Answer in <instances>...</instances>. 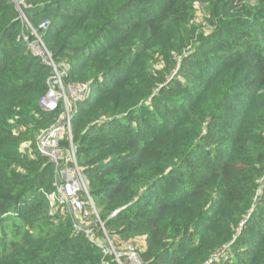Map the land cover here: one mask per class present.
I'll return each instance as SVG.
<instances>
[{
  "label": "trees",
  "instance_id": "trees-1",
  "mask_svg": "<svg viewBox=\"0 0 264 264\" xmlns=\"http://www.w3.org/2000/svg\"><path fill=\"white\" fill-rule=\"evenodd\" d=\"M24 3L0 0V264L102 260L66 206L49 214L60 177L36 137L62 110L38 104L53 72L28 23L89 84L72 143L107 233L142 238L145 264H264V0Z\"/></svg>",
  "mask_w": 264,
  "mask_h": 264
},
{
  "label": "built area",
  "instance_id": "built-area-1",
  "mask_svg": "<svg viewBox=\"0 0 264 264\" xmlns=\"http://www.w3.org/2000/svg\"><path fill=\"white\" fill-rule=\"evenodd\" d=\"M11 1L17 5L18 10L21 9V5H25L24 0ZM20 14L24 17L22 12ZM48 25L49 21L43 20L38 24V28L45 31ZM28 26L30 34L34 36L29 43L30 49L41 57L53 72L48 78L47 90L39 98L38 104L43 110L55 111L60 107L61 101L64 102L62 116L42 129L36 137L37 151L55 164L60 177L56 192L51 196L53 206L49 214L53 215L58 206H66L75 214L78 218L73 224L74 229L84 232L90 241L100 247L101 264H145L140 256L141 247L136 242L107 233L90 196L87 181L77 163L72 143L71 117L76 110L77 101L89 92V84L68 83L64 87L61 80L67 72L63 66L65 62H55L43 44L41 33L29 23ZM24 38L28 39L27 36ZM63 136L67 137L68 147H64L60 142Z\"/></svg>",
  "mask_w": 264,
  "mask_h": 264
},
{
  "label": "rangeland",
  "instance_id": "rangeland-1",
  "mask_svg": "<svg viewBox=\"0 0 264 264\" xmlns=\"http://www.w3.org/2000/svg\"><path fill=\"white\" fill-rule=\"evenodd\" d=\"M202 1H204V0H202ZM244 2H246V3H248V4H252L253 2H254V0H243ZM208 16V13L205 11V7H204V5L203 4H201V3H196L195 4V7H194V10H193V15H192V21H195V26H194V23L193 22H191L190 21V26H193L194 28L196 27V28H198L199 26H202L203 24H204V19H205V17H207ZM193 27H191V28H193ZM27 29V28H26ZM28 30L29 31H31L30 30V28H29V26H28ZM36 38V37H35ZM42 39V38H41ZM43 41V40H42ZM28 43L29 42H31L30 40L29 41H27ZM43 44H44V42H43ZM45 45V44H44ZM63 61H65V60H63ZM66 75H67V72H66ZM64 77V76H63ZM63 77H62V84H63V86L65 87L68 83H70V84H73V83H79V82H81V81H78V82H76V81H73V80H71V81H64L63 80ZM60 109L63 111L64 110V102H63V100L61 101V104H60ZM142 246V248L145 246V244H143V245H141ZM141 248V249H142Z\"/></svg>",
  "mask_w": 264,
  "mask_h": 264
},
{
  "label": "crops",
  "instance_id": "crops-1",
  "mask_svg": "<svg viewBox=\"0 0 264 264\" xmlns=\"http://www.w3.org/2000/svg\"><path fill=\"white\" fill-rule=\"evenodd\" d=\"M141 248H142V246L141 245H143L144 244V240L142 239V238H139V240H137V242H136Z\"/></svg>",
  "mask_w": 264,
  "mask_h": 264
},
{
  "label": "water",
  "instance_id": "water-1",
  "mask_svg": "<svg viewBox=\"0 0 264 264\" xmlns=\"http://www.w3.org/2000/svg\"><path fill=\"white\" fill-rule=\"evenodd\" d=\"M15 6H17V5L15 4ZM19 11L22 12L20 8H19Z\"/></svg>",
  "mask_w": 264,
  "mask_h": 264
}]
</instances>
